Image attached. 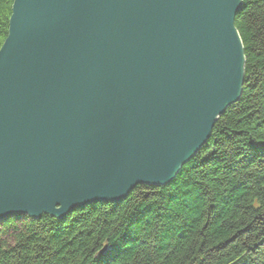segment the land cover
<instances>
[{"label":"water","instance_id":"1","mask_svg":"<svg viewBox=\"0 0 264 264\" xmlns=\"http://www.w3.org/2000/svg\"><path fill=\"white\" fill-rule=\"evenodd\" d=\"M242 0H14L0 47V222L163 187L239 102Z\"/></svg>","mask_w":264,"mask_h":264},{"label":"trees","instance_id":"2","mask_svg":"<svg viewBox=\"0 0 264 264\" xmlns=\"http://www.w3.org/2000/svg\"><path fill=\"white\" fill-rule=\"evenodd\" d=\"M14 0H0V47ZM239 102L163 187L137 186L117 204L64 219L0 222V264H264V0H242Z\"/></svg>","mask_w":264,"mask_h":264},{"label":"bare ground","instance_id":"3","mask_svg":"<svg viewBox=\"0 0 264 264\" xmlns=\"http://www.w3.org/2000/svg\"><path fill=\"white\" fill-rule=\"evenodd\" d=\"M167 186V185H166Z\"/></svg>","mask_w":264,"mask_h":264}]
</instances>
